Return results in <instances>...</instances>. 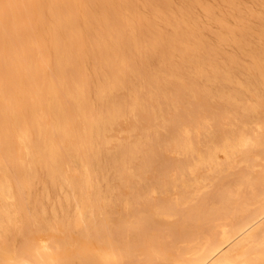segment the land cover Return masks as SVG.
<instances>
[{
  "label": "bare ground",
  "instance_id": "1",
  "mask_svg": "<svg viewBox=\"0 0 264 264\" xmlns=\"http://www.w3.org/2000/svg\"><path fill=\"white\" fill-rule=\"evenodd\" d=\"M199 9L0 0V264H264V12Z\"/></svg>",
  "mask_w": 264,
  "mask_h": 264
},
{
  "label": "rangeland",
  "instance_id": "2",
  "mask_svg": "<svg viewBox=\"0 0 264 264\" xmlns=\"http://www.w3.org/2000/svg\"><path fill=\"white\" fill-rule=\"evenodd\" d=\"M167 1H169L172 4L173 3L178 4V0H167ZM200 1L202 2V4L210 5V6L214 7V11L211 14L212 15L211 19L209 16H207V14L205 13V11H203V9H199L196 11L197 15L199 16V17L197 16V18L199 19L200 27L202 28V31H203V38L205 37L209 41H211L213 39L214 34L217 32V29L215 28L214 20H212V19H214V18L223 19V21L228 26H232V25L236 24V22L239 19L238 18L239 16H241V15L244 16V14L247 10L251 9L254 11L264 12L263 6H261L259 3L253 2L251 0H239L240 1V14H236V11H233L230 13L227 11L225 12L224 10H222L221 4H219L218 0H200ZM250 22L253 25H256L254 20H250ZM159 30L163 33H167L170 31V28L160 27ZM220 49L225 55H232V54L236 53V47L230 42H225L223 45H221ZM241 59L244 62L247 61V58L245 56H243ZM224 86L226 89H232L230 83H225ZM115 128H116V126L113 127L114 130L112 129V131L114 133L116 132L117 135L116 134L113 135V138L116 139L119 137V135L121 136L119 138H123V137L127 136V133L120 130L119 126L116 129ZM243 130L246 134H250L252 132V127H244ZM212 131H213V129L209 128L208 132L211 133ZM167 168H169V167H167ZM155 177H156V174L154 172H148L145 174V179L148 182L153 181ZM171 196H172V194H170V197ZM152 202H154V201H152ZM151 205H152V203H151ZM134 212L137 214L138 217H143L146 215V213H144V211H141V209H134ZM5 244H6V246L8 245V247L10 249L15 250V249H18V247H19V240L10 235L7 238V241L5 242ZM14 259L17 261L28 260V255L24 254V255L18 256V254H17L14 257Z\"/></svg>",
  "mask_w": 264,
  "mask_h": 264
}]
</instances>
